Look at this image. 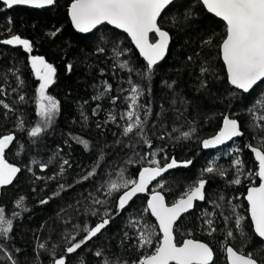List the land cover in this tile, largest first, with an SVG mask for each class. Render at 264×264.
I'll list each match as a JSON object with an SVG mask.
<instances>
[{
  "label": "trees",
  "instance_id": "16d2710c",
  "mask_svg": "<svg viewBox=\"0 0 264 264\" xmlns=\"http://www.w3.org/2000/svg\"><path fill=\"white\" fill-rule=\"evenodd\" d=\"M71 2L62 0L42 11L24 7L8 10L0 2V41L15 34L33 45V51L28 53L22 46L0 43V101L3 102L0 103V138L14 135V142L5 155L9 163L21 168L12 184L0 188V205L9 212H21V217L15 220L11 239L2 243L18 264H52L53 249L56 258L67 256L68 264H102L104 257L113 264H135L151 254L162 238L156 222L146 211L148 196L138 198L117 215L116 203L122 192L108 196L107 187L121 175L137 179L139 172L149 166V160L159 159L163 165L167 156L178 161L192 160L188 167L170 172L154 185L152 192L160 191L169 205L198 179L208 181L206 201L197 205L176 227L177 244L187 239L208 243L214 250L213 264H228L226 246L264 260V242L254 232L245 201L248 189L259 184L258 166L249 145L258 147L264 139L260 128L254 127L264 122L253 119L254 114L262 111L258 102L264 101V82L250 94L239 92L229 84L221 58L227 30L224 22L210 15L200 0L174 3L159 22L172 38L168 56L154 67L148 80L137 75L146 70L147 63L126 35L109 26L87 36L74 30L69 19ZM101 38L107 43H102ZM114 45L124 50L118 62L127 61L134 69L132 73L117 66ZM98 46L105 51L98 52ZM31 56H42L56 68L55 83L49 86L47 94L60 102L54 121L35 138L29 131L39 122L40 81L32 70ZM202 68L208 71L202 72ZM129 77L144 89L139 101L145 105L140 110L142 117L151 109L145 126L151 149L135 133L127 137L122 134L126 121L120 118V113L127 110L125 97L131 94L127 91ZM104 82L112 85V91L100 100L93 99L104 90ZM20 96L24 97L23 101ZM112 97H119L115 104ZM109 113L116 115V122L108 119ZM225 116L238 120L244 133L235 142L240 149L239 159L243 161L239 185L230 182L237 173L235 156L217 158V151L204 149L201 143L221 130ZM192 128L195 133L190 139H184L182 133ZM74 138L88 141V147ZM158 149L163 151L155 157L150 155ZM65 159L69 164L63 165L61 175ZM212 161L217 162L226 176L206 172L201 175ZM41 164H47V169L42 171ZM93 168L96 174L84 180ZM19 197L26 198L29 211L15 208ZM95 199L106 203L94 204ZM42 200L48 202L42 204ZM232 206L244 217L243 233L235 228ZM94 209H99L97 215L91 214ZM105 209L112 214L109 225L76 253L67 254L65 249L70 244L65 236L83 238V228L95 226ZM205 212L215 213L211 219L217 230L211 235L205 222L210 217ZM130 220L139 223L133 228ZM144 226L154 228V238L152 247L141 249L138 232ZM228 230L233 231L234 238L226 236ZM39 243H46L48 250L40 249ZM96 251H102L103 256L97 257ZM3 255L0 251V257ZM0 264L11 262L0 260Z\"/></svg>",
  "mask_w": 264,
  "mask_h": 264
},
{
  "label": "snow or ice",
  "instance_id": "6c2138e0",
  "mask_svg": "<svg viewBox=\"0 0 264 264\" xmlns=\"http://www.w3.org/2000/svg\"><path fill=\"white\" fill-rule=\"evenodd\" d=\"M2 3L7 8H12L17 5H28L34 8H45L52 6L56 0H2ZM173 3V0H72L69 9V15L74 28L80 33H92L98 26L108 24L113 25L117 29H122L134 41L140 54L147 61L146 70L143 73L137 72L144 79H151L154 66L161 61L169 45V32L164 30L158 24V19L165 9ZM210 13H214L216 17L221 18L226 22V37L223 39L221 49L223 61L227 66V74L229 83L237 89L248 92L257 84L258 81H264V0H203ZM150 34H154L155 42H150ZM53 36L56 33H52ZM102 43H107L101 38ZM5 45H19L23 49L31 53L33 51L32 43L19 35H12L10 38L0 41ZM208 43H211L209 40ZM114 54L117 60V66L121 69H126L132 73L134 69L129 66L127 61L118 62V58L123 55L124 50L120 49L118 45H114ZM98 52H104V47H97ZM31 67L35 71L36 77L39 79V89L37 98V115L39 122L30 129L29 135L33 138L40 136L48 126L54 121V118L60 111V102L53 96L47 94L50 85L55 83L56 68L51 63H48L42 56H31ZM68 70L71 71L72 65H68ZM202 72L208 71L207 68H202ZM21 83H23L21 81ZM130 88L127 90L131 94L125 97L127 102V110L120 113V118L125 120L122 134L127 137L135 133L141 138L148 148H152L151 140L147 138L145 133V126L147 124V117L151 114V109L145 111L143 117L141 109L145 107L139 103L140 98L144 95V89L132 81L131 77L128 79ZM104 90L93 99L100 100L112 91V85L104 82ZM21 101L24 100L20 96ZM119 97H112V103L115 104ZM0 103H3L0 101ZM262 111L259 115H253L256 121L264 122V101L258 102ZM4 108H9V105L3 104ZM99 108V105H97ZM253 112V109H249ZM96 114V109L93 110ZM84 119H87L85 116ZM108 119L116 122L117 117L113 113H109ZM20 126H23L21 120ZM258 126L261 133L264 134V123ZM195 128L189 131H184L182 137L190 139L195 133ZM241 125L238 120L224 117L223 127L215 136L201 141L204 149L215 148L219 145L225 144L234 137L243 136ZM13 134L4 135L0 138V188L13 183L17 174L21 172V168L9 163L6 159V150L14 141ZM77 141L88 147V141L81 138H74ZM163 139V137H161ZM251 151L258 161L259 172L258 176L261 183L258 187H251L248 190L247 200L250 204L251 219L255 225V232L259 237L264 238V139L259 141V146L249 145ZM163 149H158L150 155L157 156ZM236 151H239L238 149ZM166 163L161 164L159 159H151L148 161L149 166L144 167L140 172L138 179L126 178L123 175L116 181L112 182L107 187L106 195L111 196L114 192H122L116 203V214L125 211L129 202L138 193L148 191V186L158 177L164 173L177 167H188L192 164V160L178 161L175 157L170 159L165 156ZM34 164L39 163L33 161ZM69 164L68 160H64L60 168V174L64 172L63 165ZM234 165L237 168L235 178L230 182L235 185L241 184V175H243V161L239 158L234 160ZM47 164H41L40 169L46 170ZM99 167V164L96 165ZM208 174H219L226 176V172L217 167V162L212 161L206 166L202 172ZM96 174V168H93L84 180ZM39 178V177H38ZM55 177H50L54 179ZM159 183V181H158ZM208 181L205 179H198L193 184L189 185L178 199L173 201L170 205L166 203L165 196L160 191H153L150 199L147 201L146 211L150 212L152 216L158 221L159 229L163 233V238L155 246L151 254L143 256L135 264H213L214 250L208 244L193 239L184 240L179 245L176 242L174 235V225L181 218L182 214L188 213L195 207L196 201H205V187ZM160 188H163V183H160ZM64 188V185H60ZM59 195V193H54ZM223 200V197H220ZM26 198L19 197L15 201V208L22 211H29L25 204ZM47 200H42L41 203H47ZM94 204L103 206L106 201L95 199ZM217 207L222 205L217 204ZM99 209L91 211L92 215H97ZM223 213H221L222 215ZM206 217H211L215 213L205 212ZM232 216H235V228L237 231L243 233L244 217L236 212L235 206H232ZM21 217L19 211H7L6 208L0 205V251H3V257L0 260L10 261L11 264H18L12 253L8 250L2 241L11 239V234L15 226V220ZM112 214L107 209L104 210L103 215L95 226H85L83 231L85 235L83 238L77 240L76 236H65L69 240L70 246L65 251L67 254L76 253L82 246L86 245L88 241L96 237L105 229L111 222ZM230 217H225L229 220ZM206 224L210 231L209 235L216 232L213 227V220L207 219ZM134 228L139 221H129ZM78 227V226H74ZM127 235V233L125 234ZM228 238H234L232 230L226 232ZM154 238V228L152 226H144L138 232V240L140 241L138 247L143 249L152 247ZM72 241H75L74 243ZM38 247L43 250H48L46 243H39ZM18 252L19 250L16 249ZM227 259L230 264H264V260H258L254 254H245L242 251L234 249L231 246H226ZM53 257L52 264H68L67 256H60L56 258L55 250L51 251ZM97 257H102V251H96ZM102 264H113V261L104 257ZM118 264V262H117ZM127 264V262H124Z\"/></svg>",
  "mask_w": 264,
  "mask_h": 264
},
{
  "label": "water",
  "instance_id": "95a60500",
  "mask_svg": "<svg viewBox=\"0 0 264 264\" xmlns=\"http://www.w3.org/2000/svg\"><path fill=\"white\" fill-rule=\"evenodd\" d=\"M59 1H62V0H56V3L59 2ZM177 1H178V0H173V3L170 4V5L165 9V11L161 14V17H162L163 14H164V13H165V12H166V11H167V10H168V9L174 4V3H176ZM0 2L2 3V0H0ZM200 2L202 3V5L204 6V8L206 9V11H207L210 15L216 17V16L214 15V13H210V12L207 10L206 6L203 4V0H200ZM56 3H55V4H56ZM2 4H3V3H2ZM55 4H54V5H55ZM3 5H4V4H3ZM54 5H52V6H46L45 8H34V7H31V6H28V5H17V6H13L12 8H7V6H6V8H7L8 10H12L13 8H16V7H24V8H30V9H34V10H38V11H42V10H47V9L52 8ZM4 6H5V5H4ZM69 9H70V8H69ZM216 18L219 19L220 21L224 22L221 18H219V17H216ZM69 19H70V21H71L70 15H69ZM160 19H161V18L158 19V24H159V22H160ZM71 24H72V22H71ZM224 24L226 25V22H224ZM72 26H73V24H72ZM105 26H109L110 28L115 29V30H117V31H119V32H121V33H123L124 35H126V36L130 39V41L132 42L133 46H134L135 49L137 50V52H138V54L140 55V57H141V58L147 63V61L144 59V57L140 54V51H139V49L136 47V45H135L134 41L132 40V38H131L127 33H125L122 29H117V28H115V26H113V25L104 24V25H100V26H98V28H97V29H94L92 33H80V32H78V31L74 28V26H73V28H74V30H75L78 34H80V35H84V36H87V35H90V34H93V33L97 32V31H99L100 29H102V28L105 27ZM169 36H170V34H169ZM153 38L156 39L155 35H154V34H150V42H155V40H153ZM171 42H172V38H171V36H170L169 45H168V50H167V52H166L164 58H163L161 61H159V62L157 63V65H155L154 67L159 66L161 63H163V62L165 61V59H166L167 56H168V52H169V49H170ZM221 58H222V62H223V64H224V66H225L226 73H227V66H226V64H225L224 61H223L222 49H221ZM227 77H228V74H227ZM228 81H229V80H228ZM262 82H264V81H258L257 84L254 85L253 88L250 89L248 92H244V91L241 90V89H237L235 86L231 85L230 83H229V84L231 85L232 88L238 90L239 92H243L244 94H250V93H251V92H252L257 86H259ZM229 118H230V117H229ZM222 127H223V126H222ZM241 130H242V129H241ZM217 134H218V133H217ZM242 137H243V136H240V137H234L232 140L227 141V142H226L225 144H223V145H219V146H217V147H215V148H210V149H207V150H210V151H218V150H220V149H223V148H225V147H227V146H229V145L235 143L237 140H240ZM13 142H14V141H13ZM13 142H12V143H13ZM10 146H11V145H10ZM249 151L252 153L253 158H254V161H255V163H256L257 166H258V161L255 159V155H254V153L251 151V148H250V147H249ZM180 168H186V167H177V168L171 169V170H169L167 173H164L161 177H158L157 180H154V181L148 186V191H147V192H144V193H138V194H137L135 197H133V199L129 202L128 206H129L130 204H132L135 200H137V199L140 198V197H146V196H148V200H149L150 197H151V194H152V190H153L154 185L157 184L158 181H160L163 177H165V176H166L167 174H169L170 172H172V171H174V170H177V169H180ZM258 172H259V166H258ZM138 176H139V175H138ZM137 179H138V178H137ZM258 180H259V184H260V183H261V180H260L259 176H258ZM259 184H258L257 186H252V187H258ZM206 188H207V185H206V187H205V196H206ZM250 188H251V187H250ZM250 188H249V189H250ZM249 189H248V190H249ZM161 194H162V193H161ZM247 194H248V191H247ZM247 194H246V197H245V201H246V203H247V205H248V209H249V217H250V219H251L250 204H249V202H248V200H247ZM165 200H166V198H165ZM205 201H206V199H205ZM205 201H196V202H195V207H194L193 209H191L188 213H184V214H182L181 218L176 222V225H174V235H175V230H176V227H177L178 223H179V222H180L185 216H187V215L193 213V212L195 211L197 205H199V204H203ZM166 203H167V201H166ZM149 213H150V212H149ZM150 215H151V214H150ZM151 217L154 219V221L156 222L157 227H158V229H159L158 221L156 220V218H155L154 216L151 215ZM251 221H252V219H251ZM252 224H253L254 232H255V225H254V222H253V221H252ZM159 231H160L161 237L163 238V233L161 232L160 229H159ZM255 234H256V236H257L261 241L264 242V238L259 237V235H258L256 232H255ZM162 238H161V240H162ZM175 238H176V236H175ZM176 242H177V241H176ZM200 242H201V241H200ZM214 260H215V255H214ZM226 260H227V263L230 264V262H229L228 259H227V253H226ZM213 263H214V261H213Z\"/></svg>",
  "mask_w": 264,
  "mask_h": 264
},
{
  "label": "rangeland",
  "instance_id": "374dc122",
  "mask_svg": "<svg viewBox=\"0 0 264 264\" xmlns=\"http://www.w3.org/2000/svg\"><path fill=\"white\" fill-rule=\"evenodd\" d=\"M32 70H33V69H32ZM33 72H34V75H35V71H34V70H33ZM35 77H36V75H35ZM36 78H37V77H36ZM37 79H38V78H37ZM38 80H39V79H38ZM237 149H238L239 151H236ZM239 152H240V149H239L237 143H233V144H231V145H229V146H227V147H225V148H223V149L218 150V151H217V158H219V156H229V155H234L235 158L237 159V158H239V156H238ZM210 218H212V216H211Z\"/></svg>",
  "mask_w": 264,
  "mask_h": 264
}]
</instances>
